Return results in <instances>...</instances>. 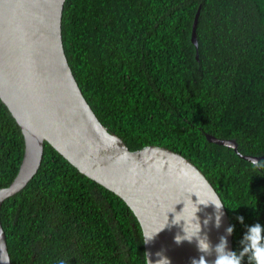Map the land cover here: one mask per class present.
Segmentation results:
<instances>
[{"label": "trees", "instance_id": "trees-1", "mask_svg": "<svg viewBox=\"0 0 264 264\" xmlns=\"http://www.w3.org/2000/svg\"><path fill=\"white\" fill-rule=\"evenodd\" d=\"M61 29L99 121L130 150L163 146L196 165L224 204L239 252L247 226L264 225V0H65ZM205 133L234 139L236 150ZM23 152L0 101V188ZM0 221L11 264H146L126 203L48 143L33 177L2 203Z\"/></svg>", "mask_w": 264, "mask_h": 264}, {"label": "water", "instance_id": "water-1", "mask_svg": "<svg viewBox=\"0 0 264 264\" xmlns=\"http://www.w3.org/2000/svg\"><path fill=\"white\" fill-rule=\"evenodd\" d=\"M64 2L0 0V101L24 141L16 176L0 188V208L36 173L48 143L81 174L126 203L142 230L146 264H193L194 260V264H214L221 236L227 240L225 251H233L232 233L225 231L230 224L224 206L220 226H215L213 204H223L219 195L200 169L180 153L158 145L130 150L99 121L65 55ZM199 11L191 30L195 46ZM205 137L236 150L234 139L208 133ZM240 156L254 163L260 159ZM177 236L182 237L179 243ZM204 238L210 252L199 249L200 239L201 247H207ZM221 251L222 246L217 249ZM0 264H11L1 221Z\"/></svg>", "mask_w": 264, "mask_h": 264}, {"label": "clouds", "instance_id": "clouds-1", "mask_svg": "<svg viewBox=\"0 0 264 264\" xmlns=\"http://www.w3.org/2000/svg\"><path fill=\"white\" fill-rule=\"evenodd\" d=\"M215 205V226H220V220L222 216L221 208L224 206L223 204H213ZM211 217L205 219V224L208 223ZM237 219L243 223L244 218L242 216H238ZM234 226H228L226 228V233L231 235L233 232ZM182 237L177 236L176 242H181ZM183 239H189L187 237H183ZM191 239V238H190ZM201 240V239H200ZM200 240L198 241L199 249L202 252H210L211 249L209 244L207 243L206 238L203 240L206 242L207 247H201ZM241 248L239 252L237 251H225L227 240L226 237L221 236L220 243L215 246V251L217 253V259L214 261V264H242V260L247 258L248 264H264V225L260 223H255L253 225L247 226V230L243 234L240 240ZM222 251L220 253L217 252L218 248H221ZM203 258V256L201 257ZM200 258V259H201ZM199 259V260H200ZM204 259V258H203ZM195 260L193 261L194 264Z\"/></svg>", "mask_w": 264, "mask_h": 264}]
</instances>
